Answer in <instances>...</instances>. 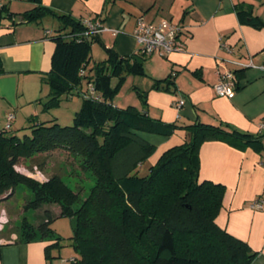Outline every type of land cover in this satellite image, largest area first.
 <instances>
[{"label":"trees","instance_id":"1","mask_svg":"<svg viewBox=\"0 0 264 264\" xmlns=\"http://www.w3.org/2000/svg\"><path fill=\"white\" fill-rule=\"evenodd\" d=\"M29 1L35 6L22 14L25 21L48 16L58 21L52 35L51 69L42 76L50 89L43 111L51 112L75 93L82 101L71 125H63L55 114L45 119L32 114L22 127H14L12 118L0 129V203L20 185L33 192L25 210L58 203L60 215L74 220L70 240L77 255L73 264H254L257 252L217 223L226 187L200 179L199 149L206 141L218 140L261 153L263 136L223 121L166 123L150 116L148 110L114 105L126 73L148 75L144 62L150 55L139 49L120 55L106 48L99 34L81 37L83 20L58 13L42 0ZM0 11H5L4 4ZM238 16L241 23L264 27L249 10L239 8ZM94 42L103 46L107 57L91 63ZM174 75L154 79L152 88L171 91ZM147 93L142 90L140 94L144 102ZM181 128L189 138L165 150L148 174L135 172L155 150L146 134L169 136ZM59 151L81 157L83 169L94 176L95 184L85 199L58 174L39 182L17 169L24 159ZM46 217L34 230L24 225L22 237L30 240L39 235L52 240L50 210ZM55 239L46 247L48 257L53 247L60 246L59 238Z\"/></svg>","mask_w":264,"mask_h":264},{"label":"crops","instance_id":"2","mask_svg":"<svg viewBox=\"0 0 264 264\" xmlns=\"http://www.w3.org/2000/svg\"><path fill=\"white\" fill-rule=\"evenodd\" d=\"M42 3L76 19L100 21L106 28L99 34L100 42L120 55L138 52L132 34L138 16L148 20L166 18L182 24V51L147 63L151 78V85L146 87L147 101L155 108L149 112L150 116L182 126L196 121L228 122L242 131L261 134L264 139V71L257 67L241 68L235 63L248 62L251 56L256 64H264V27L241 23L238 16L242 8L264 22V0H42ZM3 4L0 127H5L10 115L13 126L22 127L32 114L44 119L54 114L43 111L42 102L48 98L50 89L45 87L42 76L51 69L55 50L52 35L58 21L52 16L25 21L22 14L35 6L29 0H3ZM48 30L52 34L48 35ZM222 42L232 51L222 48ZM157 70L161 73H156ZM229 71L236 76V93L232 98L218 96L214 86L220 74ZM170 73L175 74L171 91L152 88L154 79ZM74 99L71 95L66 97L71 104L75 101L77 111L78 102ZM179 99L184 100L181 107L176 105ZM146 137L155 145L154 164L165 150L189 138V133L181 128L169 136L146 134ZM199 156L200 179L226 187L217 223L257 252L254 264H264V208L251 206L254 200L264 201V150L261 153L252 148L240 150L214 140L202 143ZM12 198L2 201L0 207ZM17 224L18 220L14 225ZM12 227L0 231V264H68L58 253L51 252L48 257L46 247L52 241L39 235L26 240L18 227Z\"/></svg>","mask_w":264,"mask_h":264},{"label":"rangeland","instance_id":"3","mask_svg":"<svg viewBox=\"0 0 264 264\" xmlns=\"http://www.w3.org/2000/svg\"><path fill=\"white\" fill-rule=\"evenodd\" d=\"M136 44L138 47L137 49H139L140 44L137 40ZM106 57L107 54L103 46L99 42H94L91 51V63L95 61L98 62L102 59H105ZM158 58L160 59L158 60ZM155 59H157L156 62H159L160 60L165 59V56L154 53L145 57L144 66L148 75H133L132 73H126L125 79L118 93L113 99L114 105L123 108L133 105L140 110L145 109L148 110V112L155 111V108L152 106V104L148 101L144 102L142 96L140 95L142 90H146V87L151 85V78L149 76L150 74L148 72L147 63H150ZM156 73H161V70H157ZM116 82L117 79H113V84H116ZM44 84L46 88H49L47 83ZM43 93H46V91ZM74 98V100H77L78 102V109H80L82 97L76 95L75 93ZM74 102L75 101H73L71 104V101H67L65 98L61 101L60 105L51 108V112L59 117V121L63 125H71L73 123V116L76 111L74 110ZM42 107H44L43 102ZM8 121L5 122L8 123ZM0 129L2 128L0 127ZM152 154L137 167L135 172L137 171V173L141 176L150 172V167L155 158H152ZM82 162L83 159L81 157L72 156L65 152L59 151L48 154H39L30 159H24L18 164L17 169L39 182H44L52 175L58 174L66 184H68L72 189H74V191L80 194L81 200H83L89 195L91 188L95 184V178L90 171L83 169ZM32 197L33 192L26 186L20 185L17 187L12 200L0 207V231L6 226L8 227L13 225L12 228L15 229V227H18L20 230L23 228L24 232L26 233L24 229V225L26 224L30 227V229L34 230L41 221H47L46 208H48L53 215L51 229L55 233V236L50 241L55 242V238L57 237L59 238L57 240L59 241L60 245L53 247L52 253L60 254L61 258H63L65 262L68 264H73L72 259L77 255L70 240V237L73 235L74 231V220L69 216H57V214L61 211V206L58 203H45L37 210H25V205L30 199H32ZM16 218L18 220L17 226L14 225V223L17 221Z\"/></svg>","mask_w":264,"mask_h":264},{"label":"built area","instance_id":"4","mask_svg":"<svg viewBox=\"0 0 264 264\" xmlns=\"http://www.w3.org/2000/svg\"><path fill=\"white\" fill-rule=\"evenodd\" d=\"M3 6V0H0V8ZM83 24L85 30L81 37L89 38L93 34H100L106 28L98 20L84 19ZM184 31V27L180 23L172 22L169 19L162 18L160 20H148L145 16L140 15L136 18V24L133 29V36L140 44L139 51L141 53L152 55L158 53L163 56H167L172 52H179L183 49V43L181 35ZM115 33L117 31H114ZM48 35L52 34V31L46 32ZM80 37V36H78ZM222 48L232 51V48L226 43L222 42ZM241 68L257 67L264 71V64H256L253 57H249L248 62L235 61ZM83 73V72H82ZM90 86V92H93ZM214 90L218 96L232 98L236 93V76L232 71L221 73L219 82L214 86ZM184 100L179 99L176 102L178 107H181ZM13 118V115L8 117L9 120ZM253 208H264V201L261 199L254 200L251 204Z\"/></svg>","mask_w":264,"mask_h":264},{"label":"water","instance_id":"5","mask_svg":"<svg viewBox=\"0 0 264 264\" xmlns=\"http://www.w3.org/2000/svg\"><path fill=\"white\" fill-rule=\"evenodd\" d=\"M16 22L18 23L19 21H18V20H16ZM136 58H138V57H136ZM139 62H142V59H140V58H139Z\"/></svg>","mask_w":264,"mask_h":264}]
</instances>
